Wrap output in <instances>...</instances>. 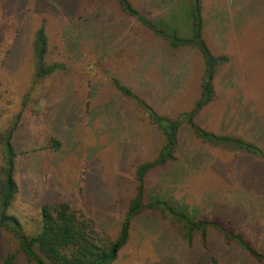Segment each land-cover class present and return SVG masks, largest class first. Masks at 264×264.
I'll use <instances>...</instances> for the list:
<instances>
[{"label":"rangeland","instance_id":"374dc122","mask_svg":"<svg viewBox=\"0 0 264 264\" xmlns=\"http://www.w3.org/2000/svg\"><path fill=\"white\" fill-rule=\"evenodd\" d=\"M129 1L152 22L189 36V0ZM70 2L0 0V133L21 115L15 136L18 193L9 213L31 236L42 203L67 201L95 216L104 238L112 242L135 195L136 166L153 160L162 142L146 114L120 96L112 79L159 115L175 119L199 100L204 63L195 49H172L124 16L114 0ZM200 3L202 39L214 56L229 60L218 68L213 98L196 122L209 133L239 137L264 150V0ZM69 7L72 16L66 14ZM40 26L47 37L46 64L63 68L36 80L33 36ZM51 139L59 141L58 151L47 149ZM200 144L182 127V157L147 175V199L161 198L204 216L230 211L229 205L248 199L252 214V207L264 201V190L259 200L251 191L263 186L264 162L227 154L233 159L227 175L228 157ZM260 209L245 225L264 243V207ZM177 238L146 212L132 221L128 242L113 264H209L215 255L228 263L253 264L236 247L221 245L213 232L206 245L196 238L192 249ZM17 249L11 235L0 229V258ZM14 264L30 263L17 255Z\"/></svg>","mask_w":264,"mask_h":264},{"label":"trees","instance_id":"16d2710c","mask_svg":"<svg viewBox=\"0 0 264 264\" xmlns=\"http://www.w3.org/2000/svg\"><path fill=\"white\" fill-rule=\"evenodd\" d=\"M70 4V0H67ZM120 12L148 29L152 34L165 40L172 49L192 48L202 57L204 73L201 94L193 109L180 114L175 119L159 115L146 101L134 94L118 80L112 79L115 90L125 100L139 107L148 117L150 123L158 130L162 138L156 157L151 161L139 163L134 171L135 195L130 199L124 218L119 226L118 235L112 242L104 238L105 230L98 228L97 218L81 207H73L67 201L50 199L39 207L37 232L26 235L18 218L9 213L12 202L18 193L16 174L18 172L19 154L15 145L16 132L20 127L21 115L0 133V229L9 233L17 243L16 253H6L0 258V264H14L17 255L23 256L30 264H113L121 249L128 242L131 224L134 218L148 212L156 215L163 225L174 230L179 243L188 249L194 246L198 238L206 245L208 235L213 232L225 247H236L243 252L253 264H264V243L258 233L251 235L249 227L251 219L262 213L264 201L258 202L249 211L250 200L229 205L230 211L218 212L210 216L196 215L186 206L173 204L170 201L146 197V177L156 169L167 168L179 163L180 136L182 127L186 126L191 140L200 145L218 148L226 156L234 153V157L249 159L252 163L264 162V150L255 142H247L228 134H212L204 130L196 122L199 113L211 102L214 90L213 80L219 67L227 64L228 57L214 56L202 39L203 21L200 0H189L188 20L190 34L181 37L167 24H156L132 6L129 0H114ZM72 7L67 15L72 16ZM33 53L35 60L34 78L44 79L63 68L60 64H46L47 37L44 26H40L33 36ZM190 147V145H189ZM202 149V147H200ZM53 152L60 149V143L51 139L48 148ZM225 151V152H224ZM226 158L227 175L230 174L233 161ZM263 186H254L251 191L259 200ZM250 191V190H249ZM239 192V190H238ZM236 193L234 192V195ZM241 195V193H240ZM251 195V196H252ZM239 197V195H238ZM247 211V212H246ZM244 224V225H243ZM244 227V228H242ZM242 228V229H241ZM247 230V231H245ZM246 233V234H245ZM253 236V237H252ZM177 246L175 243L173 250ZM159 258V262H160ZM209 264H239L221 261L216 255Z\"/></svg>","mask_w":264,"mask_h":264}]
</instances>
